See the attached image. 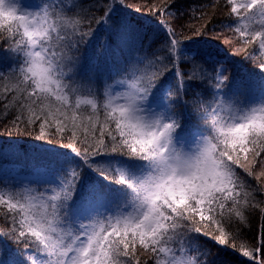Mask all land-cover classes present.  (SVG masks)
I'll list each match as a JSON object with an SVG mask.
<instances>
[{"label":"snow or ice","instance_id":"snow-or-ice-1","mask_svg":"<svg viewBox=\"0 0 264 264\" xmlns=\"http://www.w3.org/2000/svg\"><path fill=\"white\" fill-rule=\"evenodd\" d=\"M175 3L149 0L169 17L154 47L119 5L0 0V111L46 141L26 172L0 149V264H229L221 248L240 251L247 177L264 184V0H226L231 55L261 69L244 74L176 38Z\"/></svg>","mask_w":264,"mask_h":264},{"label":"trees","instance_id":"trees-1","mask_svg":"<svg viewBox=\"0 0 264 264\" xmlns=\"http://www.w3.org/2000/svg\"><path fill=\"white\" fill-rule=\"evenodd\" d=\"M101 2L105 8L119 5L116 15L125 16L140 28L141 31L147 32L153 40H156V44L153 45L154 47L163 42L166 33L160 27L158 21L168 20L169 17L163 13L154 15L150 11L149 0H106V2L105 0H101ZM156 2L159 3V0H156ZM83 4L85 9H87L92 6L93 0H83ZM217 4L219 6L214 7ZM136 8H140L141 11L136 12ZM177 10L184 13L183 17L178 21V25H182L183 27L174 25L176 27L177 39L188 43L194 49L210 48L219 52L221 57L230 64H234L235 73L244 74L250 71L259 72L261 70L258 66L254 67L252 61L241 62V57H233L231 55L234 49L240 47V44L238 43V36L225 27V19L228 12L226 0H176L175 7L169 9V11L176 12ZM89 15H94L96 19H99L102 13L94 12ZM87 23V21L84 22L85 26L82 29L84 32L88 31ZM91 27L93 29L96 27L95 20L92 21ZM198 31L201 33L200 35H197ZM105 35V32L101 30L97 39L88 47L87 51L89 54H99L104 42L100 43L98 38L103 36L105 39ZM188 67L189 65H183L181 70L187 71ZM8 83L7 79L0 81V91ZM5 115L3 111H0V149L8 153L11 147H14L17 151L16 156L24 165L26 172L28 166L32 163V149L37 144H43L46 141L36 140L39 134L38 126L35 129L29 127V130L25 132L23 128L17 129V127L13 126L12 118L10 116L5 118ZM100 119L101 121L103 120L102 112ZM53 142L60 146L67 142V137L61 140L57 136ZM12 158L9 155L8 159ZM115 178L119 179L118 173L115 174ZM247 182L250 185V191L256 189V191H252L253 199L250 200V205L256 206L248 207L245 210L246 221L243 223L237 222L240 225L239 228L233 229L236 233V238L231 241V244L239 248L240 251H233L231 247L221 248V255L229 261V264H260V261H264V246H262V241H264V214L260 211V208L264 207V184L258 182L254 176L247 177ZM201 241L206 243L213 252H216L220 247L208 237H201ZM242 245L244 246L243 248H241ZM244 250H249L253 253L251 260L241 254ZM141 258H144L142 253Z\"/></svg>","mask_w":264,"mask_h":264},{"label":"rangeland","instance_id":"rangeland-1","mask_svg":"<svg viewBox=\"0 0 264 264\" xmlns=\"http://www.w3.org/2000/svg\"><path fill=\"white\" fill-rule=\"evenodd\" d=\"M98 41L100 42V43H103L104 42V38H103V36L101 37V38H98ZM11 151V150H10ZM10 151H8V153H10ZM17 152V151H16Z\"/></svg>","mask_w":264,"mask_h":264}]
</instances>
